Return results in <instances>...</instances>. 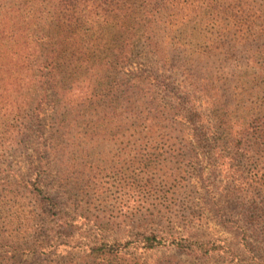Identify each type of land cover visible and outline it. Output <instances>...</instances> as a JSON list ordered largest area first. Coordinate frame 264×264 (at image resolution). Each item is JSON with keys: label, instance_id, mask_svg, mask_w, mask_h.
Here are the masks:
<instances>
[{"label": "trees", "instance_id": "obj_1", "mask_svg": "<svg viewBox=\"0 0 264 264\" xmlns=\"http://www.w3.org/2000/svg\"><path fill=\"white\" fill-rule=\"evenodd\" d=\"M193 1L0 0V264H264V7L194 37ZM107 172L136 197H103ZM195 200L240 253L163 228L204 220Z\"/></svg>", "mask_w": 264, "mask_h": 264}, {"label": "rangeland", "instance_id": "obj_2", "mask_svg": "<svg viewBox=\"0 0 264 264\" xmlns=\"http://www.w3.org/2000/svg\"><path fill=\"white\" fill-rule=\"evenodd\" d=\"M236 3H239L240 6L242 7H246L248 5L256 6L258 8L264 7V0H194L193 4H199L201 7H203L202 9L204 12V13H198L194 16L198 18V21H201L202 19L204 23L202 25V29L199 28L197 29L194 26V30L191 33H187L185 35H191L194 37L196 36L215 37L216 35L221 34L216 30V25L222 23L223 20H225V22L226 20L227 21L228 20L232 21V20L229 19L228 16L216 17L214 16L213 13L222 10L225 6H229L230 4H236ZM213 18H215L216 21ZM195 20H193L192 22H194ZM210 20H213L212 22H215V24L213 25L210 22ZM171 35H177V34L171 33ZM146 65H152L150 60H148V62H144L139 65L138 63L132 64L129 67V70L130 71L136 70L138 68L145 67ZM110 149H112V147ZM111 156L114 157V152H112ZM203 166H208L207 158L203 160ZM207 168L205 169L206 171ZM98 181L103 186V197L105 196L109 199H121L122 197L131 199L133 196L134 198L136 197L135 196L136 180H113L112 172H107V177L105 178V180H98ZM193 184L195 185V188L194 190H192V194L184 187L181 186L176 187L175 192L173 193L174 195L172 196L174 198V201H177L178 204L182 203L184 200L188 199L190 195H192V200L196 196L203 197L202 192L204 190L203 189L204 186L208 184L207 181L205 182L204 180H193ZM195 202L199 204L196 207L198 211H201L202 214H205L203 216L204 220L199 222H191L190 218L186 217V215L184 214L179 217L180 219L176 217L168 219L166 222L162 224L164 226L163 228L173 232H181V233L185 232L186 229L192 232L193 234H195L200 239L219 236L222 239H225L226 242L229 244L231 248H233L234 251L236 250L238 253H240L241 251L239 249L241 246H239V244L236 243V237L234 233L230 230H226L223 226H221L218 223L219 221H217L215 215L210 210L206 209L205 206L201 204L198 200H195ZM223 206L225 205L223 204ZM225 207L227 210H232V212L237 211V208H232V207L230 208L228 207V205ZM171 255H174V257H176L175 260L173 259V262L171 263L177 262V264H240L239 262H235V260H233V258L230 257V255L228 254H226L225 256L218 255L208 258H197L187 255L183 252L179 254L175 250L165 249V248L142 255L141 258L142 259L144 258L145 264H155L157 260L161 258L167 260L168 257Z\"/></svg>", "mask_w": 264, "mask_h": 264}]
</instances>
